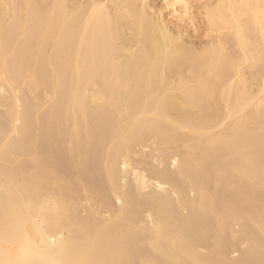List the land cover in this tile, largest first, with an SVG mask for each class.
I'll return each mask as SVG.
<instances>
[{"label": "bare ground", "instance_id": "1", "mask_svg": "<svg viewBox=\"0 0 264 264\" xmlns=\"http://www.w3.org/2000/svg\"><path fill=\"white\" fill-rule=\"evenodd\" d=\"M0 264H264V0H0Z\"/></svg>", "mask_w": 264, "mask_h": 264}, {"label": "rangeland", "instance_id": "2", "mask_svg": "<svg viewBox=\"0 0 264 264\" xmlns=\"http://www.w3.org/2000/svg\"><path fill=\"white\" fill-rule=\"evenodd\" d=\"M193 42L195 43L196 46H198L200 40L197 37L196 38L194 37Z\"/></svg>", "mask_w": 264, "mask_h": 264}]
</instances>
